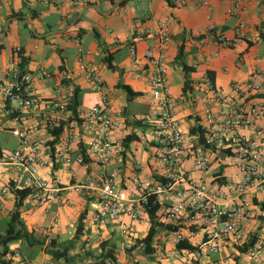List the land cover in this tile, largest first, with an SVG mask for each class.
Masks as SVG:
<instances>
[{
	"label": "crops",
	"instance_id": "0c3cea01",
	"mask_svg": "<svg viewBox=\"0 0 264 264\" xmlns=\"http://www.w3.org/2000/svg\"><path fill=\"white\" fill-rule=\"evenodd\" d=\"M180 1L172 0L174 6H170L166 0H143L132 7L128 3L119 8L109 0L77 5L72 0H0V81L6 78L5 73L11 64L20 65L22 52L29 59L27 68L34 77V87L40 97L71 99L74 87H78L81 91L80 113L102 104L106 96L112 115L125 122V128L114 134V139L122 141V151L116 163L107 171L89 165L77 167V173L72 175L68 169L54 164L43 170L45 175L55 178L65 188L85 182L94 186L110 169L118 168L122 171L126 186L133 191L131 161L140 160L144 166L143 178L153 176L154 165L147 143L152 135L145 119L148 114H154L150 86L153 69L145 58L148 49L162 57L168 67L170 92L177 99L183 130L193 143L201 141L200 130L203 131L205 127L204 111L208 101L202 81L209 72L214 74L216 87L225 94L232 92L234 84L246 83L257 74L264 73V0H207L208 5L202 7L195 2L181 6L178 4ZM20 12L23 14L12 16V13ZM243 21L247 24L245 36L238 37L237 27ZM7 23L8 31L1 37ZM163 27L168 28L170 33V43L166 49L158 35ZM212 31L229 40V44L213 40L210 37ZM132 46L137 49L136 57L131 54ZM18 48L21 49L20 53L17 52ZM103 48L112 54L116 70L109 69L105 64ZM181 50L185 60L188 58V67L193 69L188 78L177 62ZM88 51L98 52L99 56H88ZM82 59H88L98 66L104 81L103 91H93L80 74ZM194 64H197L196 68ZM64 79L70 81V86L63 85ZM121 84L141 95L129 101ZM38 85H50L51 89L57 90V94L49 91L40 93ZM122 98L130 107L123 103ZM253 101L264 103V94L254 97ZM257 127L264 133V119ZM1 131L11 133L9 123L0 115ZM241 133L256 138L255 132L249 128H242ZM131 135L136 136V140L126 147L124 141ZM41 138L52 139L47 131L41 132ZM258 140L262 142L264 138ZM18 146L17 141L14 149ZM1 149L2 152L14 150ZM221 155L224 159L220 158ZM212 156L210 170L193 171V177L205 181L213 192H220L227 199H232L236 195L234 186L240 160L230 155L229 151H215ZM9 180L8 174L1 172L0 189ZM247 197L253 207L251 214L242 220V233L227 236L221 241V252L218 255L209 254L208 261L248 264L250 248L242 252L240 247L254 238L258 240L264 230V192L252 189ZM1 202L0 229H7L8 220L16 210L17 196L11 191ZM96 212V199L75 188L64 191L61 199H53L45 205H39L27 197L20 213L30 238L11 244L10 249L18 250L29 264H98L101 259H118L122 264H153L157 261L156 254L148 255L143 250L127 252L123 245L118 250L113 242L117 230L122 238L124 225L130 226L137 238L144 239L151 227L147 213L143 212L138 221L123 217L118 222L101 224L96 219ZM83 214L84 229L83 234L79 235L78 224ZM3 222H6V226ZM191 230L194 231V228ZM3 233L0 232V235ZM187 235L190 236V233ZM202 239V233L197 232L189 237L188 242L197 247ZM25 241L29 248L40 247L41 254L36 259L23 254L21 244ZM88 243L90 248L86 246ZM155 243L167 250L177 248L166 224L159 228ZM52 245L56 250H68L70 263L65 259L55 260L47 252ZM110 251H113L114 257L108 255ZM184 251L190 252L187 249ZM164 264H185V261L175 258Z\"/></svg>",
	"mask_w": 264,
	"mask_h": 264
},
{
	"label": "built area",
	"instance_id": "2783aa9c",
	"mask_svg": "<svg viewBox=\"0 0 264 264\" xmlns=\"http://www.w3.org/2000/svg\"><path fill=\"white\" fill-rule=\"evenodd\" d=\"M92 1L72 0L75 5ZM190 2L200 7L208 5L207 0H182L178 4L186 6ZM246 27L244 21L239 23L238 37L245 36ZM158 35L166 49L170 43L168 28L160 29ZM210 37L218 43L230 42L214 31ZM131 54L136 57L135 46L131 47ZM86 55L99 56V53L88 51ZM145 58L153 69L150 86L154 114H148L145 119L152 135L147 143L154 171L150 178H143V163L132 160L133 191L126 186L118 168L105 173L98 185L85 182L69 188L43 173L54 164L68 169L72 175L77 173V167L89 165L107 171L122 151V141L114 139V134L125 128V122L112 115L106 96L102 104L81 112L79 119L68 121L69 97H40L34 87L33 75L23 73L19 66H9L6 78L0 81V115L9 123V130L19 146L0 154V173L5 172L10 177L0 189V207L1 200L11 191L30 190L29 197L39 205H45L53 199H61L62 193L70 188L85 191L91 199H96V219L101 224L118 222L123 217L138 221L143 212L149 215L147 206H158L157 219L171 226L169 230L176 246L197 232L202 233L203 239L197 249L190 252L177 248L167 250L154 239L153 248L157 252L153 254L157 261L153 264H164L175 258L183 259L185 264H217L208 261L207 257L221 252V241L227 236L242 233V220L251 214L253 207L248 192L252 189L264 192V140H258L264 138V133L257 127L264 119V103L253 101L254 97L264 94V73L246 83L234 84L230 94L217 88L207 74L202 81L208 101L204 111L205 127L201 141L193 143L183 130L177 99L171 95L166 63L152 49L145 52ZM79 70L93 91H103L104 81L95 63L82 59ZM64 121V130L56 138L52 130L56 131ZM242 128L254 131L256 138L242 134ZM42 131L49 132L51 143L41 138ZM215 151H229L240 160L234 186L236 195L232 199L213 192L205 181L193 177V171L210 170ZM122 238L125 251L146 252V246L141 243L143 239L137 238L130 226L122 227ZM86 246L90 248L89 243ZM7 259L11 264H29L18 250L11 251ZM247 262L264 263V230L248 251ZM98 264L122 262L101 259Z\"/></svg>",
	"mask_w": 264,
	"mask_h": 264
},
{
	"label": "trees",
	"instance_id": "16d2710c",
	"mask_svg": "<svg viewBox=\"0 0 264 264\" xmlns=\"http://www.w3.org/2000/svg\"><path fill=\"white\" fill-rule=\"evenodd\" d=\"M113 6L117 5L121 0H109ZM130 1H124L122 2L119 6V8H122L126 6ZM170 6H174V3L172 0H166ZM23 13H12V16H19ZM103 51L105 53V58L104 62L108 66L109 69L111 70H116V66L113 65V56L112 54L108 51V49L103 48ZM21 57V62L19 65L20 70L23 73H28V64H29V59L24 56V54L21 52L20 53ZM178 64H180L186 74V77L188 78L190 73L193 71L190 67H188L186 60H185V55L183 53V50H181L180 54L178 55L177 58ZM208 76L214 79V74L212 72L208 73ZM63 85L65 86H70V81L68 79H64L62 81ZM121 88H123L127 95H128V100H133L134 98L138 97L141 95V93H136L134 92L129 86L120 85ZM189 87V81L187 79L186 81V88ZM80 107H81V91L78 87H74L72 91V96L70 101L68 102L67 105V112L70 113V117L68 121L79 119L80 115ZM66 124V121L63 122V124L58 127V129L52 130V133L58 138L61 133L64 130V126ZM195 132V131H193ZM200 133L202 131L200 130ZM136 140V136L131 135L127 137L124 141L125 146L127 147L132 141ZM55 144V142H53ZM0 154H2V149L0 147ZM17 196V202H16V210L12 213L10 219L8 220L7 223V230L5 234L0 235V264H11L10 261H8L7 256L11 253L10 245L20 241V240H29L30 234L28 233L24 222L21 219V213L20 209L23 206V201L29 197L30 195V190H23V191H16L15 192ZM264 208V204H263ZM147 210L150 216V222H151V227L148 232V235L141 241L146 246L145 253L147 254H153L155 252V249L153 248L154 244V239L159 231V228L162 226V223H160L157 219V211H158V206H147ZM84 221H85V216L84 214L80 217L79 224H78V234L82 235L83 234V229H84ZM168 229H171L170 225H166ZM257 241V238H254V240L250 243L244 244V246H241V251L242 252H247L249 248H251L254 243ZM177 249L179 250H190V251H195L197 248L190 244L188 241L181 242L180 244L177 245ZM47 252L53 256L55 260H61L65 259L68 263H70V255L68 253V250L60 251L56 250L54 246H50ZM111 257L113 256V251H110L108 253ZM114 257V256H113Z\"/></svg>",
	"mask_w": 264,
	"mask_h": 264
},
{
	"label": "rangeland",
	"instance_id": "374dc122",
	"mask_svg": "<svg viewBox=\"0 0 264 264\" xmlns=\"http://www.w3.org/2000/svg\"><path fill=\"white\" fill-rule=\"evenodd\" d=\"M138 1H143V0H132V1L129 2L128 6L130 5V7H132ZM186 60L188 61V58ZM235 62H237V60ZM46 87H48V89ZM38 90L41 91L40 93H43L45 91H49L51 94H57V90L51 89L50 85H41V86L38 85ZM82 100H84V95H83V99ZM122 101H123V103L126 104V106L130 107V104L126 101L125 98H122ZM16 144H17V141L11 135L10 132H7V131H1L0 132V146L3 149L12 150V149H14L16 147ZM220 158L224 159V157L222 155H221ZM52 216L50 218H52ZM3 223L5 224L6 222H3ZM5 226H6V224H5ZM6 230L7 229L4 227V228L0 229V232H5L6 233ZM5 233H3V234H5ZM116 233L117 234L114 237L113 242L117 246V249L121 250L122 249V238L120 236V231L117 230ZM21 250L23 251V254L25 256H30V257L35 258V259L41 254L40 247L36 246V247H33V248H29V246L27 245L26 241L21 244Z\"/></svg>",
	"mask_w": 264,
	"mask_h": 264
},
{
	"label": "water",
	"instance_id": "95a60500",
	"mask_svg": "<svg viewBox=\"0 0 264 264\" xmlns=\"http://www.w3.org/2000/svg\"><path fill=\"white\" fill-rule=\"evenodd\" d=\"M124 1H129V0H121L117 5H120L122 2ZM8 31V23L6 24L5 26V30L4 32L2 33L1 37L4 36L6 34V32Z\"/></svg>",
	"mask_w": 264,
	"mask_h": 264
}]
</instances>
